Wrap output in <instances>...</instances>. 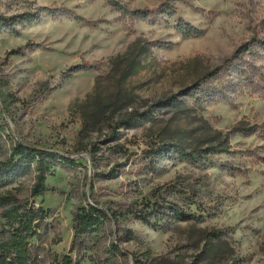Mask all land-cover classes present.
I'll list each match as a JSON object with an SVG mask.
<instances>
[{
	"label": "rangeland",
	"instance_id": "374dc122",
	"mask_svg": "<svg viewBox=\"0 0 264 264\" xmlns=\"http://www.w3.org/2000/svg\"><path fill=\"white\" fill-rule=\"evenodd\" d=\"M0 16L17 18L0 23V162L19 144L58 156L33 200L54 252L89 202L116 221L85 264H264V0H0ZM162 186L195 218L120 214Z\"/></svg>",
	"mask_w": 264,
	"mask_h": 264
},
{
	"label": "trees",
	"instance_id": "16d2710c",
	"mask_svg": "<svg viewBox=\"0 0 264 264\" xmlns=\"http://www.w3.org/2000/svg\"><path fill=\"white\" fill-rule=\"evenodd\" d=\"M163 8L166 9L164 6ZM126 14L131 15L133 19L134 17L143 21L148 19V12L143 10L130 11ZM13 19L0 16V23L7 26L8 21ZM181 28L185 36L201 34L189 26L185 28L181 25ZM243 48L246 50L245 54H248L249 47H242L235 52V58L243 60L241 55ZM23 54L24 48L20 47L9 51L7 56ZM241 70L242 75L247 74L246 69ZM224 143L225 140L220 145ZM220 150L219 147H211L207 152ZM57 158L53 152L19 144L12 148L9 159L0 162V189L10 185L29 170H33L34 173V185L28 195H20L17 189L0 192V264H85L87 260L93 262L94 236L104 223L116 221V212L115 215H110L96 204L89 202L81 204L73 213L75 234L68 253L59 255L53 251L52 247L60 240L56 238L50 213L42 206H36L33 200L44 197L50 191L47 180L55 173ZM171 189V186L158 187L152 198L145 199L142 207H127L125 211H120V214L133 215L146 222L163 217L178 222H187L195 218L193 213L188 212L186 207L179 203L172 205L166 203Z\"/></svg>",
	"mask_w": 264,
	"mask_h": 264
}]
</instances>
